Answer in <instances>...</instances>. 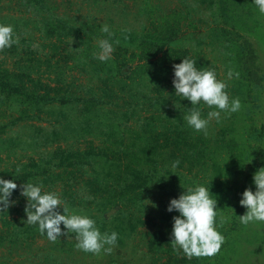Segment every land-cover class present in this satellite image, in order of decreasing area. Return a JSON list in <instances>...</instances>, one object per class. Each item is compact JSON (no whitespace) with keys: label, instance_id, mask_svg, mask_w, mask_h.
<instances>
[{"label":"trees","instance_id":"trees-1","mask_svg":"<svg viewBox=\"0 0 264 264\" xmlns=\"http://www.w3.org/2000/svg\"><path fill=\"white\" fill-rule=\"evenodd\" d=\"M83 1L90 2L89 7L97 11L110 2ZM117 1L126 19L130 11L137 10L144 22L136 27L116 24L110 15L104 20L84 15L68 17L59 7H50L52 0H18L21 8L33 7L31 18H0V23L14 27L19 41L0 52L1 64L8 57L36 55L34 45L47 53L41 66L34 64L35 58L31 60L35 67L18 62L14 68L0 65V135L9 126L42 119L40 109L55 103L72 107L81 104L95 113L105 105L110 108L97 114L98 122L104 124H98L93 132L106 129L95 134L100 140L98 145L87 141L83 148L58 147L29 162L7 164L1 162V155L10 156L27 143L21 138H15L16 143L8 139V151L0 144V176L15 179L18 184L10 197L15 203L0 212V264H13L16 247L29 249L37 240L47 239L38 225L26 223L27 200L19 187L26 181L42 184L44 191L59 193L70 212L88 215L102 233L117 232L115 247L124 246L141 229L147 230L144 242L149 264H264V232L251 229V223L241 224L235 213L241 194L249 187L255 191L253 174L264 166V151L254 147L259 136L250 108L259 97L247 52L253 44L264 42V16L258 14L253 0H181L188 8L185 18L178 16L177 9H164V0H112L113 5ZM130 2L133 8L128 12ZM182 20L188 23L189 34ZM103 24L109 26L111 36L101 32ZM201 24L208 26L207 44L220 48L226 56L223 74L198 51L206 38H197L190 30L196 31ZM36 33L43 42L32 43ZM100 38L109 39L114 46L111 58L104 62L93 56ZM184 57L194 60L197 68L215 70L217 78L227 84L230 99L239 98L241 103L239 111L221 112L225 118L210 120L207 134L186 124L183 116L191 102L174 93L173 66ZM40 68L48 73L52 69L59 72L57 79L78 70L99 86L94 92L87 84H76L75 76L67 86L61 85L67 78L44 82L33 76L40 73ZM229 71L233 72L231 79ZM6 109L20 114L7 115ZM212 110L206 104L201 106L204 118ZM5 118L10 119L9 124ZM176 160L180 164L173 169ZM209 167L212 174L198 178ZM162 175L165 177L160 178ZM197 184L210 189L213 199H217L220 211L216 223L224 242L213 256L188 258L171 244L173 216L179 213H170L167 208L172 198L186 191L183 187ZM57 185L60 192L56 191ZM59 211L63 213V208ZM61 228L64 231L63 224ZM235 231L239 238L251 231L249 237L258 238L262 251L251 242L245 249L240 245L238 249L232 237ZM74 240L75 234L69 233L51 243L52 250L61 254V261L56 259L54 264H85L83 258L68 260L76 250ZM108 264L116 262L110 260Z\"/></svg>","mask_w":264,"mask_h":264},{"label":"clouds","instance_id":"clouds-1","mask_svg":"<svg viewBox=\"0 0 264 264\" xmlns=\"http://www.w3.org/2000/svg\"><path fill=\"white\" fill-rule=\"evenodd\" d=\"M258 9V14L264 16V0H253ZM101 32L112 35L109 26L103 24ZM14 27L0 23V51L11 48L17 44ZM97 51L93 53L95 59L104 62L111 58L114 51L113 42L107 38H100L97 43ZM174 93L177 96L191 102L188 113L183 119L194 131H204L212 118L217 121L221 118V112L234 113L239 111L241 103L239 98L230 99L225 90L227 84L217 78L215 70L197 68L196 62L184 57L181 63L174 64ZM238 75V74H237ZM229 79L233 72L227 73ZM206 104L213 109L202 116L201 106ZM179 160L172 163L176 169ZM165 177V176H160ZM159 178V179H160ZM255 191L247 188L241 195L240 205L246 212L239 216L241 224L249 225L264 223V166L258 168L253 174ZM20 194L26 198L27 205L26 223L38 225L41 235H46L48 240L55 242L62 235L75 234L76 248L86 253L99 254L102 251L110 254L116 246L119 234L115 231L102 233L96 226L94 219L88 215L70 212L66 202L55 191H44L43 185L26 181L19 186ZM183 187V186H182ZM18 188L15 179H5L0 176V212L6 211L14 190ZM179 198H172L168 205V212H178L173 216L171 232L172 246L182 250L188 257L213 256L221 249L224 236L217 228V199H213L210 189L202 184L185 188ZM63 208V213L59 208ZM61 224L64 226L62 231Z\"/></svg>","mask_w":264,"mask_h":264},{"label":"rangeland","instance_id":"rangeland-1","mask_svg":"<svg viewBox=\"0 0 264 264\" xmlns=\"http://www.w3.org/2000/svg\"><path fill=\"white\" fill-rule=\"evenodd\" d=\"M124 1V0H123ZM131 1H141V0H131ZM165 6L164 9H177V12H179L178 16H182L183 18L186 17V13L188 11V8L181 0H164ZM185 2V1H184ZM90 2H86L83 0H52V3H50V7H59L62 11V13H65V16L68 17H81L80 15L89 16L92 17H98L99 20H104L106 18V15H110L111 17H115L116 24H121L122 26H136L141 22H144V19L139 17L137 10L130 9L133 8V4L129 3L128 12L130 11V16L128 19H126L124 12H122L120 8V3L117 1L114 5L112 3V0L110 2H106L103 6L99 8L97 11V8L95 7H89ZM137 4V3H136ZM139 4V3H138ZM107 8L111 9L112 11L110 13H107ZM120 8V9H119ZM119 9L118 15L115 14L116 10ZM33 7L29 10L25 8L20 7V3L18 0H0V18L2 17H16L21 18L25 17L26 19H30L32 16ZM78 11V12H77ZM91 13L90 15H88ZM116 15V16H114ZM64 16V17H65ZM125 20H127L125 22ZM183 22V28L186 30L187 34H189V26L188 23L186 24L184 20ZM1 22V21H0ZM125 22V24H124ZM206 24V23H205ZM205 24H201L198 26L197 30L191 29L190 32L195 34V37L203 38V36L206 38L203 42V45L198 48V51L202 53L204 57L208 61L211 62V64L216 65L219 68V72L223 74L224 66L226 64V56L224 53L220 52V48L218 47H212L211 45L207 44L209 42L208 38V26ZM121 26V28H122ZM120 28V27H119ZM37 35L34 36V40L32 43L39 44L43 42L41 36L36 33ZM202 35V36H201ZM53 42V41H52ZM36 55L29 56L27 54L26 57L20 56L17 58L8 57L5 59L4 63H2V55L0 54V65L6 66L8 68H14L16 63H20L21 66L28 65V66H34L40 65L45 61L43 56H46L47 53L42 50L41 47H38V45H34ZM29 50V49H28ZM1 52V51H0ZM29 52V51H28ZM33 52V54H35ZM250 56V63L251 70L255 73V82L257 84V92H258V101L254 102L253 105H251V113L252 119L255 124V128L258 130V143L254 145L258 151L263 150L264 151V42H260L258 45H254L247 51ZM33 58L34 64L31 61ZM40 73L36 74L33 73L35 78H40L44 82H56L57 80H65V83L61 82V85H71L74 82V79H72V76H75V80L78 78L76 84H87V88L94 90L96 92L97 87L99 86L97 81H89L90 77L84 76L80 71L75 70L73 72V75L70 73H66L64 78L57 79L59 77V72H55L54 69L50 70V72H46L45 68H40ZM69 80V81H68ZM68 81V83L66 82ZM91 95V94H90ZM79 96L83 97L82 94ZM83 105H77V106H64L61 104H51L50 106H44L40 109L39 112V118L40 120H32L25 123H20L17 127H11L10 129H7L5 133L0 135V144L3 145L4 151H8L9 148V141L8 139L14 140L22 139L21 141H24L27 143L26 147L24 145L20 147V149H16L13 152H11L10 156L7 154H2L1 162L3 163H9V162H17L19 160H22V162H29L31 158L37 159L39 156L44 155L46 156L50 151H55L56 148H66L71 146L72 148H83L86 145L87 141H95V144H100L99 138L95 135L97 133L105 132L106 129L101 128L100 130L94 131V127L97 128L98 124L103 125L104 123L98 122L99 118L97 117V114L99 113H105L110 108L108 105H105V107L99 112L95 113V111L92 109L91 111H87L85 107H82ZM7 115L10 113L14 114L16 117L20 114L17 112V110H11L6 109ZM221 118H225L223 114H221ZM6 119V118H5ZM107 120V117L105 121ZM104 121V122H105ZM215 121V118L211 119V122ZM6 123H10V119H6ZM87 122L90 123L89 126H87ZM128 126L124 127L122 126V129L127 128ZM86 129H88V132H86ZM57 136V137H55ZM260 141V142H259ZM29 142L31 144L28 147ZM6 143V144H4ZM13 150V149H12ZM250 166L247 168V172L249 170ZM212 172V168L209 167L207 169L206 174H198V178L209 176ZM192 177V176H191ZM47 189V188H45ZM69 189V186L67 187V190ZM61 188L60 185L56 186V191L60 192ZM81 191V188H79ZM78 190V191H79ZM47 191V190H46ZM80 193V192H78ZM245 210V208H243ZM240 205L236 207L235 213L242 214L243 210ZM218 210V209H217ZM220 211V210H218ZM72 212V211H71ZM246 211H244L245 213ZM234 213V211H233ZM243 213V214H244ZM109 214H107L108 216ZM232 216V214H231ZM238 226V224H237ZM236 226V227H237ZM228 227H231L228 224ZM251 229L255 231V229H258L262 233L264 232V223L259 224H252L251 223ZM140 232V233H139ZM138 234L133 235L127 241L125 242L124 246L122 247H115L113 248V251L110 254L104 253L103 251L99 254H93V253H84V251L79 250L76 248L72 253V255L68 258V260L75 261V258H83L85 261V264H108L110 260L116 262V264H149L150 258L147 255V249H146V243L145 240V233L147 230L141 229ZM144 233V234H143ZM250 232H247L244 234L241 238H239V233L235 231L232 235L234 242L237 244V247L240 245V248L245 247L248 244V242L252 243L253 246H255L260 252L262 251V245L259 244L258 238H251L249 237ZM66 236V235H63ZM249 237V238H248ZM239 240H242L240 242ZM71 241V240H70ZM77 242V240H74ZM52 241L47 239H40L37 240L35 243L32 244V246L28 249L26 246L22 247H16L14 250V255L12 256V263L13 264H54L56 262V259H61V254L57 253L56 251H53L51 245ZM246 245V246H245ZM238 247V249H240ZM241 248V249H243ZM53 249V250H52ZM244 254V252H243ZM83 256H86L83 257ZM61 261V260H60Z\"/></svg>","mask_w":264,"mask_h":264}]
</instances>
